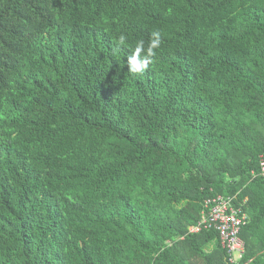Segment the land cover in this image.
Here are the masks:
<instances>
[{"label":"trees","instance_id":"obj_1","mask_svg":"<svg viewBox=\"0 0 264 264\" xmlns=\"http://www.w3.org/2000/svg\"><path fill=\"white\" fill-rule=\"evenodd\" d=\"M260 157L264 0H0V264H232L215 195L264 264Z\"/></svg>","mask_w":264,"mask_h":264},{"label":"built area","instance_id":"obj_2","mask_svg":"<svg viewBox=\"0 0 264 264\" xmlns=\"http://www.w3.org/2000/svg\"><path fill=\"white\" fill-rule=\"evenodd\" d=\"M252 177L264 179V158L260 157L258 171ZM247 199L238 202L236 196L215 195L206 198L202 203L199 221L189 226L188 234L214 232L225 250L229 263L238 262L244 255L245 247L240 237L242 229L248 223V215L244 210Z\"/></svg>","mask_w":264,"mask_h":264},{"label":"clouds","instance_id":"obj_3","mask_svg":"<svg viewBox=\"0 0 264 264\" xmlns=\"http://www.w3.org/2000/svg\"><path fill=\"white\" fill-rule=\"evenodd\" d=\"M126 36L121 34L118 37V43L124 45ZM162 40L160 34L154 32L152 38L147 42L140 40L136 43L132 50L131 56L127 58L128 71L132 74H143L152 62V58L157 55V50L160 48Z\"/></svg>","mask_w":264,"mask_h":264}]
</instances>
